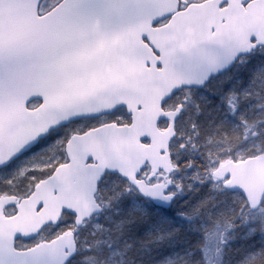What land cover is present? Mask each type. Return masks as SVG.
<instances>
[{
	"label": "snow or ice",
	"instance_id": "obj_1",
	"mask_svg": "<svg viewBox=\"0 0 264 264\" xmlns=\"http://www.w3.org/2000/svg\"><path fill=\"white\" fill-rule=\"evenodd\" d=\"M0 264H264V0H0Z\"/></svg>",
	"mask_w": 264,
	"mask_h": 264
}]
</instances>
